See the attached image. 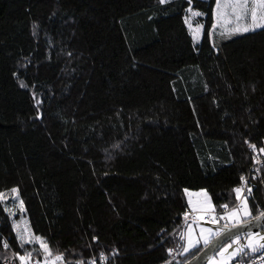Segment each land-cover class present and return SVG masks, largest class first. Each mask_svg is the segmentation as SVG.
Instances as JSON below:
<instances>
[{
  "label": "trees",
  "instance_id": "trees-1",
  "mask_svg": "<svg viewBox=\"0 0 264 264\" xmlns=\"http://www.w3.org/2000/svg\"><path fill=\"white\" fill-rule=\"evenodd\" d=\"M189 10L209 0H0V193L17 189L51 256L185 264L202 251L182 254L186 191L235 204L264 148V28L222 44L245 127ZM255 185L251 219L264 166ZM21 243L0 199V264L39 250Z\"/></svg>",
  "mask_w": 264,
  "mask_h": 264
},
{
  "label": "rangeland",
  "instance_id": "rangeland-1",
  "mask_svg": "<svg viewBox=\"0 0 264 264\" xmlns=\"http://www.w3.org/2000/svg\"><path fill=\"white\" fill-rule=\"evenodd\" d=\"M169 1V0H166ZM249 7H256L258 12H259V5L254 4V3H250ZM216 9V3L215 0H209V11L208 13H206L205 15H199V16H193V12H198L195 10H189L188 15H187V25L190 29V32L192 33L195 41L200 45V48L203 50H207V49H213L215 51L217 60L219 62L221 71L223 73V76L225 77V82L226 85L229 89V92L231 93L234 101H235V105H236V109H237V113L238 116L240 118V120L243 122L244 126L246 127L248 124V120L246 117V113L244 111V106L243 103L240 99V96L238 94L236 85L234 83V79L231 75V72L227 66L225 57L223 55L222 52V44L232 40L236 37L245 35L247 33L253 32H247V33H234L232 35L228 34V29L230 28H234L236 26V22L235 19L233 17H229V19L231 20V23L227 26H221L220 22L214 17L213 13L215 12ZM229 11L231 9H228ZM200 13V12H199ZM202 17L203 18V22L200 23L198 22V19ZM216 23L217 27L215 29H213L212 25ZM245 23H247L248 26H251V20L250 17L248 19L247 22L245 21H241L240 22V26L243 27L245 26ZM258 23L264 24V20H258ZM197 28H199V31H197ZM261 29V28H257L256 30ZM255 30V31H256ZM224 33L223 35L221 33ZM259 149V148H258ZM203 192H206L205 190H201V191H193V190H187L186 191V195L188 198V201L191 205V210H193V205L203 208L205 210H202L200 212L204 213L207 211H211L214 206L211 200L210 195L207 193V200L210 201L211 203V210H207V201L206 198L204 197V195L202 194ZM4 203H5V207L7 209V211L9 212V214L11 215L12 219H13V226L14 229L16 231V235L17 238L21 241V239L19 238L20 234H23L25 237V241H27V233H25V229L27 228L28 231L34 236L36 237L29 225V221L27 218V215L25 213L24 210V206L23 209H21L20 206V198L18 197V193L17 192H9L6 193L5 195H3ZM250 211H251V215L246 216L245 221L251 220L252 216H253V212H252V207L249 206ZM203 216L202 214L199 215L198 217ZM188 225H192L193 228V239L198 241L194 247H192L191 249H189L188 252H185L183 250V256H187V255H191V254H195L199 249H204L206 246L204 244V239L201 236V229H206L209 230L208 235H209V243L217 236L215 235V233L219 232L221 233L223 231V228L221 227L222 225H215V224H211V223H207L204 222L202 220H198V221H189L185 224V226L182 228V233H184V248L187 247V232H188ZM253 234H256L257 238L259 236H264V229L255 233H252L251 235H249L246 239H241L240 237L234 238L232 240H230L226 245H224L221 249H219L217 251V253L215 255H213L212 257H210L206 264H227L230 262H234L237 260H243V259H238V257L244 253V252H252L250 248L247 247L248 243H249V239L251 238V236ZM236 241H239V245L243 246L245 251L240 253L238 256H236L235 258H232L231 254L234 251V249L237 247V244L235 243ZM22 242V241H21ZM23 243H27L30 246H38L39 250L37 252H35L36 250H34L33 253V257L35 256V254H40L43 256L46 255L45 253L41 254L40 251L43 250L40 247V243L39 241L33 239L31 243L28 242H23ZM229 245H231V247H229ZM227 248L228 251L224 253L223 256H221V252ZM41 249V250H40ZM262 250L259 248V246L257 245V250L259 251ZM44 257V256H43ZM17 264H22L21 261H19Z\"/></svg>",
  "mask_w": 264,
  "mask_h": 264
},
{
  "label": "snow or ice",
  "instance_id": "snow-or-ice-1",
  "mask_svg": "<svg viewBox=\"0 0 264 264\" xmlns=\"http://www.w3.org/2000/svg\"><path fill=\"white\" fill-rule=\"evenodd\" d=\"M161 3H165L166 0H160ZM191 0H189V3ZM216 3V9L215 12L213 13L214 17L220 22L221 26H227L231 23V20L229 17H233L236 22V26L234 28L228 29V34L232 35L234 33H247L250 31H255L257 28H264V24L258 23V20H264V0H215ZM250 3H254L259 5V12L256 7H249ZM228 9H231L230 11ZM193 16H199L202 15V13L199 12H193ZM250 17L251 20V26H248L247 23H245V26L241 27L240 22L245 21L247 22ZM187 23V20H186ZM213 29L217 27V24L214 23L212 25ZM197 31H199V28H197ZM222 35L224 34L223 32L221 33ZM251 147L255 148L254 145H251ZM260 152H264V148L259 149ZM241 181L244 182V177H241ZM12 192H17V189L13 188L11 190ZM233 191L237 194V199L241 200V209L243 212V215L248 216L251 215V211L249 208V205L247 203V198L244 197L242 198L240 196V193L242 191L241 188H235ZM249 194L251 193V189H248ZM204 197L206 198L207 201V210H211V203L210 201L207 200V193L203 192L202 193ZM3 198V194L0 193V199ZM191 203V201H190ZM20 206L21 209H23V201H20ZM221 207L227 209V205H222ZM205 210L203 208L197 207L193 205V211H202ZM241 214L240 210L233 209L230 213H226L224 217H221L222 219H233L239 217ZM185 216H187V213H185ZM203 217H198V219H202ZM264 218V211H261L259 215L256 217V219H261ZM213 223H216V218L214 217L212 220ZM209 230L206 229H201V236L204 239V244L205 246H208L209 244V235H208ZM25 233H27V241H25V237L23 234L19 235V238L21 239V247H23V242H28L31 243L33 239L39 241L40 247L44 250L46 257L51 256V251L49 248V245L43 240L41 237H34L26 228ZM220 233L217 232L215 235H219ZM96 237H93V240H96ZM198 241L193 239V228L192 225H188V232H187V247L184 248L185 252H188L189 249L194 247V245ZM237 244V247L234 249L232 252L231 256L232 258H235L238 256L240 253L244 252L245 249L243 246L239 245V241L235 242ZM257 245L259 246L260 249H264V236H259L257 238L256 234H253L251 238L249 239V243L247 245L248 248L251 249L252 252H256L257 250ZM4 247L7 248L8 244L7 242L4 243ZM231 247V245H229ZM172 250L169 249V252ZM228 249L225 248L221 252V256L224 255L225 252H227ZM29 257L30 254L24 255V256H19V260L22 262V264H29ZM63 256H56L55 261L62 260ZM55 261H53V264H55ZM39 264V262H37ZM45 264H48V260L46 258ZM79 264H82V262H79ZM93 264L95 262L93 261ZM215 264V262H214Z\"/></svg>",
  "mask_w": 264,
  "mask_h": 264
},
{
  "label": "built area",
  "instance_id": "built-area-1",
  "mask_svg": "<svg viewBox=\"0 0 264 264\" xmlns=\"http://www.w3.org/2000/svg\"><path fill=\"white\" fill-rule=\"evenodd\" d=\"M249 151L253 156V162L244 176V182L240 180V183L236 188H241L242 191L240 193V196L242 198L246 197L247 198V203L250 206L249 199L253 195V192L256 188L255 181L258 178V175L261 172V168L264 166V152H260L257 147L253 148L251 145H249ZM248 189H251V193L249 194ZM236 195V202L235 204H227L223 203L219 207H214L211 211L207 212H194L193 210H187L186 212L182 213V222L180 223L179 227L185 225L189 221H198L202 220L207 223L215 224V225H222V226H233V225H238L243 222H246V216L243 215L242 209H241V200L237 199V194ZM222 205H227V209L221 207ZM233 209L240 210L241 214L237 218L233 219H222L221 217H224L226 213H230ZM185 213H187V216H185ZM203 215L202 219H198L199 215ZM216 218V223H213L212 220L213 218ZM30 254L29 257V264H45L46 258L42 259H34L33 253H28ZM63 256L62 260L55 261L56 256ZM109 258L107 256H101V257H88V258H82V259H77L74 261L75 264H79V262H82V264H93V261L95 264H99V261H101V264H104L105 260ZM19 260V259H18ZM48 264H53V261H55V264H69L68 259L64 254H56L54 256L47 257ZM227 264H264V249L259 250L256 254H254L250 259L248 260H237L234 262H230Z\"/></svg>",
  "mask_w": 264,
  "mask_h": 264
},
{
  "label": "water",
  "instance_id": "water-1",
  "mask_svg": "<svg viewBox=\"0 0 264 264\" xmlns=\"http://www.w3.org/2000/svg\"><path fill=\"white\" fill-rule=\"evenodd\" d=\"M223 231L216 236L197 256L185 264H206L207 260L215 255L219 249L226 245L230 240L243 237L246 239L252 233L264 229V218L251 219L238 225L221 226Z\"/></svg>",
  "mask_w": 264,
  "mask_h": 264
},
{
  "label": "bare ground",
  "instance_id": "bare-ground-1",
  "mask_svg": "<svg viewBox=\"0 0 264 264\" xmlns=\"http://www.w3.org/2000/svg\"><path fill=\"white\" fill-rule=\"evenodd\" d=\"M245 175H246V174H245ZM245 175H244V176H245ZM256 180H257V179H256ZM252 196H253V195H252Z\"/></svg>",
  "mask_w": 264,
  "mask_h": 264
},
{
  "label": "flooded vegetation",
  "instance_id": "flooded-vegetation-1",
  "mask_svg": "<svg viewBox=\"0 0 264 264\" xmlns=\"http://www.w3.org/2000/svg\"><path fill=\"white\" fill-rule=\"evenodd\" d=\"M241 239L243 238V237H240Z\"/></svg>",
  "mask_w": 264,
  "mask_h": 264
}]
</instances>
